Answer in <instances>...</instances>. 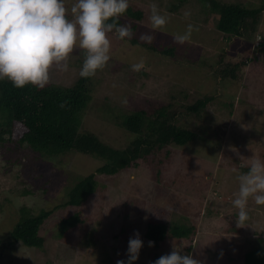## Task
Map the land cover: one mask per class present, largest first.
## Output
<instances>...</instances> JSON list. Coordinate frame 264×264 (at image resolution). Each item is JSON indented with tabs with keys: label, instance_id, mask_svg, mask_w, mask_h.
I'll list each match as a JSON object with an SVG mask.
<instances>
[{
	"label": "rangeland",
	"instance_id": "374dc122",
	"mask_svg": "<svg viewBox=\"0 0 264 264\" xmlns=\"http://www.w3.org/2000/svg\"><path fill=\"white\" fill-rule=\"evenodd\" d=\"M241 1L259 5L262 0ZM72 2L66 0L69 8ZM153 2L170 17L163 27L166 36L169 35L167 41L171 39L181 59L188 54L190 65L173 64L162 55L144 54L142 51L145 50L139 45L108 33L111 57L93 76V99L85 111L81 130H99L105 142L115 148L122 147L127 135L112 122V117L106 120L107 108L125 115L131 113L126 111L131 98L130 103L134 106L139 100L157 98L158 102H168L174 92L178 94L180 89H187L191 93L187 104H192L205 94H212L218 98L216 104L220 110L214 112L212 104L204 120L210 123L209 126L215 121L213 127L218 129L215 130L225 132L222 134L225 145L220 154L215 153L219 164L224 163L216 170L218 180L212 179L214 182H211V176H207L205 189L195 186L198 182L195 177L204 176V171H208L205 156L210 150L205 151L206 143H201L200 148L197 144L186 148L168 146L158 155L163 161L159 166L161 177L155 163L149 166L140 160L136 166L115 176L98 175V188L88 201L79 208L67 207L64 205L70 191L80 179L95 173L103 165L102 161L70 152L57 157L43 156L31 165L26 164L25 157L20 163L21 155L5 153L0 145V239L11 234L22 220L23 211L29 216H37L43 210H53L41 228V236L45 239L43 247L24 248L18 244L3 250V243H0V264H116L119 259L126 260L129 238L136 231L144 243L134 264H151L171 252L173 246L192 253L205 264H243L247 253L264 246V205H257L250 199L247 207L249 220L245 226H237L239 210L231 203L238 190L236 176L241 168H247L252 158L264 160V53L253 54L255 47L249 50V44L244 45L238 40L228 45V35H221L214 28L216 18L211 12L207 13L210 6L205 5L207 9H202L195 0H190L177 12L169 11L171 2L180 5L176 0H129V6L141 9L145 15L142 21L126 14L122 16L123 21L137 27L135 35L138 37L142 32L158 35L162 30L150 27L148 17ZM186 11L190 12L189 16L184 15ZM189 23L198 27V31H194L192 39L183 45L176 43L174 36L184 32ZM260 30L264 32V17ZM261 41L257 39L256 43L261 44ZM169 44L166 43L165 47ZM223 49L234 54L237 62H245L237 81L219 82L213 77L209 64L205 63L204 59L211 61L213 52L218 55ZM84 52L74 48L66 72L53 66L47 84L72 87L81 77ZM213 57L212 64L216 60ZM141 58L146 60L143 70L147 72L142 78L126 65ZM162 206L171 210L169 223L188 215L189 224L193 223L197 228L192 245L174 239L159 246L148 245L145 239L147 221ZM77 213L83 220L79 227L60 236V222ZM190 247V252L185 250Z\"/></svg>",
	"mask_w": 264,
	"mask_h": 264
},
{
	"label": "trees",
	"instance_id": "16d2710c",
	"mask_svg": "<svg viewBox=\"0 0 264 264\" xmlns=\"http://www.w3.org/2000/svg\"><path fill=\"white\" fill-rule=\"evenodd\" d=\"M176 1L182 6L171 2L169 11L177 12L190 2V0ZM195 1L202 9H207L205 5L210 6L207 13L211 12L216 18L214 28L221 35H228V45L238 40L244 45L249 44V50L255 47L256 51L252 50L253 54L264 53V32L260 30V23L264 17V0L259 5L241 0ZM125 14L137 21H142L145 17L141 9L132 6H129ZM118 23H125V21L121 17ZM132 28L136 34L137 27ZM153 33L155 40L151 44L140 41L138 35H134L130 41L139 45L141 50H145L146 52L142 51L144 54L162 55L173 61V64L190 65L191 60L187 52V56L181 59L178 49L170 42L171 39L167 41L169 35L166 36L164 29L158 35ZM109 34L115 35V32ZM257 39L262 40V43H256ZM166 43H170L169 47H165ZM215 54L213 52L216 59L214 64L211 63L214 60L213 56L209 62L204 59L205 63L209 64L213 77L219 79V82H225L227 79L239 80L245 62H237L234 59L236 56L232 53L228 54L224 49L218 55ZM126 65L131 66V64ZM181 69L186 72L184 68ZM137 73L142 78L147 72L142 69ZM92 79L93 76L80 77L69 88L54 84H46L43 88L32 84L17 88L7 79L0 80V145L3 152L19 154L21 155L18 159L20 163L27 159L26 164L31 165L40 157H57L70 152L103 162L95 173L78 181L70 191L69 199L64 206L81 207L96 192L98 175L115 176L136 166L140 160L145 161L149 166L155 163L158 176L161 177L159 166L163 164V161L158 155L168 146L186 148L191 144H197L199 147L201 143H206L205 151L210 150L212 156L209 157L210 154L205 156L208 171H204V176L195 177L198 181L195 186L200 190L205 189L204 184L208 182L207 176H211V182H214L212 179L218 180L216 170L220 160H216V157L225 145V136H222L225 132L218 133L216 131L218 129L213 127L216 122L212 119L213 125L210 126L208 125L210 123L204 120L212 104L215 106L214 112L220 110L219 104L218 106L216 104L219 101L217 97L205 94L192 104H187L191 93L187 89H180L178 94L171 93L172 96L168 102H158L156 98V100L143 102L139 100V103L134 106L130 103L131 98L126 104V111L129 110L131 113L125 115L107 108L106 120L112 117V122L119 126L122 134L127 135L125 146L115 148L103 140L99 130H81L84 125L85 111L93 99ZM61 103H64V107H61ZM233 107L234 105L231 104V108ZM7 136L9 137L6 138ZM222 151L227 152L224 149ZM170 154L171 151L168 150L167 155L170 156ZM23 157H25L24 160H22ZM241 169L247 170L246 167ZM222 170H219V176ZM156 211L147 221L145 239L154 241L156 246L168 239L178 240V242L188 241L191 245L193 244L197 228L193 223L189 224L190 218L187 214L179 216L178 222L169 223L171 210L168 207H158ZM23 212L22 220L11 234L0 239L3 250L18 244L23 245L24 248L43 247L45 239L41 236V228L53 210H43L37 216H29L25 214V211ZM82 221L79 213L63 219L59 224L60 236L71 229H77ZM190 249L191 247L185 248L188 252L191 251ZM243 264H264V246L247 253Z\"/></svg>",
	"mask_w": 264,
	"mask_h": 264
},
{
	"label": "clouds",
	"instance_id": "9594fccd",
	"mask_svg": "<svg viewBox=\"0 0 264 264\" xmlns=\"http://www.w3.org/2000/svg\"><path fill=\"white\" fill-rule=\"evenodd\" d=\"M128 8L129 0H73L70 8L66 0H0V80L7 79L17 88L28 84L43 88L53 66L60 71L69 70L68 58L74 48L85 50L79 75L94 76L111 57L108 33L114 31L120 40H131L135 35L131 24L118 23ZM184 15L189 16L190 12ZM148 19L151 29L159 30L170 17L153 2ZM194 31L198 27L187 24L184 32L174 36L175 42L183 45L190 41ZM139 40L151 44L155 35L142 32ZM145 64L146 60L141 58L131 68L139 72ZM236 180L238 190L231 203L239 210L237 226H245L249 220V200L264 205V160L252 158L247 170L239 172ZM143 243L136 231L129 238L126 260L119 259L116 264H134ZM154 243L148 241L150 247ZM151 264H205V261L173 246L171 252Z\"/></svg>",
	"mask_w": 264,
	"mask_h": 264
}]
</instances>
